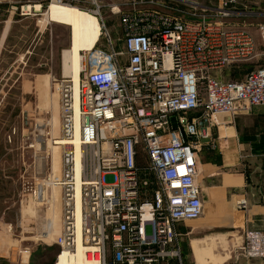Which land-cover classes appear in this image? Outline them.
<instances>
[{
  "label": "built area",
  "instance_id": "1",
  "mask_svg": "<svg viewBox=\"0 0 264 264\" xmlns=\"http://www.w3.org/2000/svg\"><path fill=\"white\" fill-rule=\"evenodd\" d=\"M244 1L217 0L218 12L229 15ZM93 3L95 10L87 12L100 23V34L90 49L79 51L78 211L67 150L54 179L61 192L56 258L72 252L78 227L84 260L182 264L180 242L187 232L179 226L202 211L196 120L206 117L210 124L222 114L264 107V50L262 61L241 78L223 79L213 72L256 55L255 39L244 25L181 15L162 0H114L106 6L120 24L122 51H117ZM48 4L43 11L41 4L20 5L19 11L39 16L42 23ZM255 27L264 45V23ZM69 89L60 90L66 138L73 131ZM194 110L198 115L189 116ZM261 202L262 227L243 232L234 249L237 257L264 255V186Z\"/></svg>",
  "mask_w": 264,
  "mask_h": 264
},
{
  "label": "rangeland",
  "instance_id": "2",
  "mask_svg": "<svg viewBox=\"0 0 264 264\" xmlns=\"http://www.w3.org/2000/svg\"><path fill=\"white\" fill-rule=\"evenodd\" d=\"M93 1L99 5L113 49L122 51L118 16L110 14L106 6L114 0H73L70 5L90 11L95 10ZM162 1L181 15L219 17L224 23L244 25L249 31L264 21L262 14H255L264 8L260 0H245L225 16L219 14L217 0ZM47 4L42 5V11ZM17 24L0 54V264H73V257L56 258L59 250L53 242L60 229L61 213V192L54 179L61 175L62 152L71 150L55 142L63 138L60 90L69 82L62 72L61 54L70 47V28L59 22ZM263 47L259 41L256 55L249 61L226 65L213 74L237 79L262 61ZM214 223L206 225L203 212L179 226L182 233L187 232L180 242L182 264L228 263L240 240H236L233 229ZM201 240L205 246L217 243L220 248L215 247V258H204ZM191 245L202 262H195Z\"/></svg>",
  "mask_w": 264,
  "mask_h": 264
},
{
  "label": "crops",
  "instance_id": "3",
  "mask_svg": "<svg viewBox=\"0 0 264 264\" xmlns=\"http://www.w3.org/2000/svg\"><path fill=\"white\" fill-rule=\"evenodd\" d=\"M47 1L0 0V54L7 38L12 37L17 23H40L37 21L39 16L20 12L18 5H43ZM255 14L264 16V8ZM42 23L58 22L44 20ZM254 29L250 33L257 47L261 40ZM61 66L63 72V50ZM197 141L196 179L200 185L201 213L204 212L205 224L209 226L215 221L214 224L219 227L231 228L237 234L236 240L241 241L245 230L260 229L263 223L264 107L253 106L248 111L219 115L213 123L199 128ZM204 240H201L204 258H215V247H220L217 243L205 246ZM192 246L195 262H202V259L198 260ZM227 264H264V255L246 259L233 254Z\"/></svg>",
  "mask_w": 264,
  "mask_h": 264
},
{
  "label": "bare ground",
  "instance_id": "4",
  "mask_svg": "<svg viewBox=\"0 0 264 264\" xmlns=\"http://www.w3.org/2000/svg\"><path fill=\"white\" fill-rule=\"evenodd\" d=\"M43 16L47 21L59 22L69 26L70 28V47L63 51V72L66 74V77H68L70 87L71 109L73 111V131L69 137H63L62 139L55 140V142L71 148L70 151L74 170V193L76 199V211H78L77 203L81 180L79 178V171L81 168L80 157L82 155V148L79 144L80 137L78 128L79 71L82 66L79 51L90 49L94 45V42L99 37L100 27L93 14L72 5L50 2ZM60 255H65L70 258L73 257V264H97L95 260L83 259L78 227L76 231L74 249L72 252L61 253Z\"/></svg>",
  "mask_w": 264,
  "mask_h": 264
},
{
  "label": "water",
  "instance_id": "5",
  "mask_svg": "<svg viewBox=\"0 0 264 264\" xmlns=\"http://www.w3.org/2000/svg\"><path fill=\"white\" fill-rule=\"evenodd\" d=\"M196 125H197V128L199 129L202 125L204 126H208V120L206 117H202V118H199L196 120ZM174 126V125H172ZM206 139V138H205Z\"/></svg>",
  "mask_w": 264,
  "mask_h": 264
},
{
  "label": "trees",
  "instance_id": "6",
  "mask_svg": "<svg viewBox=\"0 0 264 264\" xmlns=\"http://www.w3.org/2000/svg\"><path fill=\"white\" fill-rule=\"evenodd\" d=\"M194 111H196V113ZM194 111H192L189 116H196V115H198L199 111L198 110H194Z\"/></svg>",
  "mask_w": 264,
  "mask_h": 264
}]
</instances>
